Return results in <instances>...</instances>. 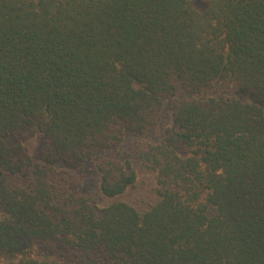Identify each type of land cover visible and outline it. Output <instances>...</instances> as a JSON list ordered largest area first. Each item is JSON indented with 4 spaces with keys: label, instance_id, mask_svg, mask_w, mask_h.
Instances as JSON below:
<instances>
[{
    "label": "trees",
    "instance_id": "16d2710c",
    "mask_svg": "<svg viewBox=\"0 0 264 264\" xmlns=\"http://www.w3.org/2000/svg\"><path fill=\"white\" fill-rule=\"evenodd\" d=\"M199 1L0 0L3 264H264V0Z\"/></svg>",
    "mask_w": 264,
    "mask_h": 264
},
{
    "label": "rangeland",
    "instance_id": "374dc122",
    "mask_svg": "<svg viewBox=\"0 0 264 264\" xmlns=\"http://www.w3.org/2000/svg\"><path fill=\"white\" fill-rule=\"evenodd\" d=\"M195 6L203 10L204 4L201 3L199 0H193ZM168 124H170L168 119ZM39 145V137L34 136L27 142V147L29 151L32 153L34 152ZM130 148H128L125 153H131L132 150H136V152H140L142 149H144L147 145L146 140H140V139H132L129 142ZM131 151V152H130ZM134 167L137 169L138 173V180L136 185L131 188L126 194L122 195L120 197L121 200L130 202L135 204L136 206L140 208H146L149 205L153 204L156 199V193H157V173L151 169L148 165L144 164L141 160H139L137 157L132 159ZM86 191L95 192L98 189V182H97V176L95 174H92L89 181L86 182ZM110 200H105V202H108ZM103 204V203H102ZM5 261L0 259V264H3Z\"/></svg>",
    "mask_w": 264,
    "mask_h": 264
}]
</instances>
